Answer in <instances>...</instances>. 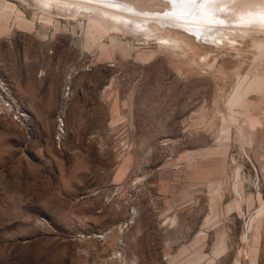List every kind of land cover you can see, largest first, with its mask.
Wrapping results in <instances>:
<instances>
[{
    "label": "rangeland",
    "instance_id": "rangeland-1",
    "mask_svg": "<svg viewBox=\"0 0 264 264\" xmlns=\"http://www.w3.org/2000/svg\"><path fill=\"white\" fill-rule=\"evenodd\" d=\"M1 1L33 24L0 33V264H264V30L104 50L73 5ZM133 1L96 3L130 22Z\"/></svg>",
    "mask_w": 264,
    "mask_h": 264
},
{
    "label": "bare ground",
    "instance_id": "bare-ground-1",
    "mask_svg": "<svg viewBox=\"0 0 264 264\" xmlns=\"http://www.w3.org/2000/svg\"><path fill=\"white\" fill-rule=\"evenodd\" d=\"M33 1L37 2L39 8L44 11L45 14L41 17L47 24H51L55 20L51 12L73 5L66 11V14L77 20L76 28L80 27L81 22L86 19L87 28L85 35L92 40V45L98 44L100 49L115 48L127 51L119 34L123 33L127 28L133 29V31H140L146 41L154 40L157 42L158 48L166 47L172 52L185 51V48L190 47L188 41L192 40L193 37L197 38L202 45L218 47L221 44L223 45L224 41H227L225 44L230 45L235 42H241L244 39H258L257 33L259 30H264V0H194V2L193 0H135L133 2L136 5H134L133 10H135L136 16L132 18L136 19L134 23L139 24V26L136 25L138 28L132 26V18L130 22H127L128 19L123 17L114 15L106 17L108 13L97 8L96 2L101 0ZM153 2L158 3L153 4ZM160 2H164V7L167 11H152L155 6H159ZM228 2H230V5H225ZM148 11L152 12L149 13ZM13 15L18 23L33 24V22H28L23 13L17 11L14 5L12 6L0 0V33L8 31ZM148 15H155L157 18H152L153 16L149 17ZM233 20H235L236 25L234 24L235 26L233 25L234 27L232 28L230 25ZM56 23L59 24V21H56ZM174 24L178 26V28L176 26L177 29L173 26ZM168 25L173 26L174 29H168ZM55 28L59 29V25H56ZM214 28H218V31L211 33L213 31L210 29ZM108 35L110 36L111 44L106 47L103 39ZM127 46L129 48L128 51H130L132 47ZM252 46L260 53L264 52V46L258 40L254 41ZM156 52L154 50L141 51L138 53V58L141 61H149L154 58L155 54H157Z\"/></svg>",
    "mask_w": 264,
    "mask_h": 264
},
{
    "label": "snow or ice",
    "instance_id": "snow-or-ice-1",
    "mask_svg": "<svg viewBox=\"0 0 264 264\" xmlns=\"http://www.w3.org/2000/svg\"><path fill=\"white\" fill-rule=\"evenodd\" d=\"M193 2H194V0H193Z\"/></svg>",
    "mask_w": 264,
    "mask_h": 264
}]
</instances>
